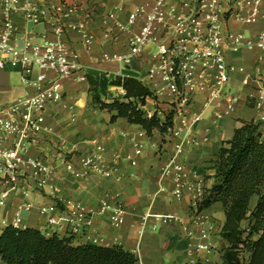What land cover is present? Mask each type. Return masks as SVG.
<instances>
[{
  "label": "crops",
  "instance_id": "0c3cea01",
  "mask_svg": "<svg viewBox=\"0 0 264 264\" xmlns=\"http://www.w3.org/2000/svg\"><path fill=\"white\" fill-rule=\"evenodd\" d=\"M67 1L75 4L78 10L66 18V25L82 24V27L81 30L66 29L61 38L80 54L82 70L73 77L59 80L63 98L45 112L44 127L51 131L45 130L40 141L28 150L30 156L42 157L54 164L57 178L53 184L59 188V193L54 195L48 188L30 197L11 194L5 204L0 206V234L5 228L1 221L6 219L11 222L16 207L23 202H30L32 208L22 212L21 228L32 227L44 231L47 217L40 212L41 207L60 204L61 199H73L96 211L103 195L116 190L126 206L124 223L113 226L107 214L95 213L91 232L104 238V242L99 245H121L136 255V264H222V255L228 243L221 236L225 222L221 202L202 208V212L210 218L207 224L209 237L205 240L187 238L178 222L164 224L155 219L157 214H171L188 222L193 211L191 194L187 192L180 200L175 198L171 194V172L162 174L178 138H168L158 130L148 135L141 125L131 123L124 117L111 121L113 112L94 103L90 91L88 75L106 74L110 78L131 76L149 87L159 100L169 102V98L158 92L162 83L146 77L147 64L152 59V46L146 47L130 65L102 60L104 52L127 50L128 39L138 31L143 23V15L137 18L128 31H118L113 27L117 22L124 23L128 13L138 7L148 5L145 10H149L151 0ZM111 12H115V18L108 17ZM15 21L20 40L25 34L36 40H40L43 35L48 39L55 38L47 25L30 24L22 16H17ZM233 27L243 31L247 39L254 40L257 33L264 29V23L241 25L234 22ZM111 30L115 31L116 36L109 33ZM228 56L232 67L228 87L238 96L235 107L229 115L219 118L215 114H223L225 101L207 108L201 118L192 124L196 142L186 148L180 157L190 176L201 180L207 192L215 181L213 164L221 144L232 138L236 128L244 122L253 121L259 125L261 139L264 140V123L260 118L264 114V49L241 47ZM82 73L86 76L85 80L77 78ZM49 79H56V76L49 74ZM34 90L32 83L22 81L19 67L7 64L0 69V106ZM109 90L113 95H123L121 87L112 86ZM257 103H261V107H257ZM142 109L147 116H151L156 111V100L148 97ZM191 110H202L200 100L191 105ZM159 116L164 118L162 113ZM135 143L144 144L140 154H135ZM152 143L156 147H152ZM60 144L64 152H84L95 144L102 145L110 168L109 175L92 174L85 178L68 175L53 156ZM128 155L132 157L127 159ZM160 187L164 189L160 191ZM193 229L198 235V228ZM59 233L63 235L64 230H59ZM199 242L209 244L210 248L196 249ZM73 243L82 244L85 241L81 237H74Z\"/></svg>",
  "mask_w": 264,
  "mask_h": 264
},
{
  "label": "built area",
  "instance_id": "2783aa9c",
  "mask_svg": "<svg viewBox=\"0 0 264 264\" xmlns=\"http://www.w3.org/2000/svg\"><path fill=\"white\" fill-rule=\"evenodd\" d=\"M151 2L149 10H145L148 5L138 7L128 13L124 23L115 24V30L128 31L143 15V23L128 39L127 50L104 52L102 60L130 65L146 47H155L146 77L162 83L158 92L169 98L174 108L173 126L164 134L168 138H178L162 174L171 172V194L180 200L187 192L190 193L193 208L188 222L171 214H157L155 219L164 224L178 222L187 238L205 240L209 237L207 224L210 218L202 212L200 203L206 189L201 180L190 176L180 157L186 148L196 142L192 124L201 118L207 108L225 101L226 109L223 114L216 113V117L233 111L238 96L228 87L232 71L228 55L241 47L264 49V29L257 33L254 40H250L243 31L234 29L233 23H264V0ZM77 10L78 7L67 0H0V69L7 64L19 67L22 81L35 86L32 93L0 106V206L11 194L30 197L48 188L54 195L59 193V188L53 184L57 178L54 164L45 158L30 156L28 150L40 141L45 130L51 131L44 127L45 112L63 98L59 80L73 77L82 70L80 54L61 38L66 29L81 30L82 24L65 23L66 18ZM17 16H22L30 24L49 26L55 38L48 39L43 35L36 40L25 34L20 40L15 21ZM108 17L115 18V12L109 13ZM111 32L116 36L114 30ZM34 72L37 73L33 77ZM49 74L56 79L50 80ZM77 78L85 80L86 76L82 73ZM197 100L202 105L199 112L191 110V105ZM256 105L261 107V103ZM260 118L264 123V114ZM151 146L156 147V144ZM62 148L61 144L57 146L53 156L68 175L74 178L109 175L110 168L102 145L95 144L84 152H64ZM143 148V143H135V154H140ZM131 157L128 155L127 159ZM163 189L160 187V191ZM59 202L40 208V212L47 217L44 230L47 236L64 230L63 235L81 237L86 243L99 245L104 238L91 232L95 213L107 214L113 226L124 223L126 206L116 190L103 195L96 211L78 200L61 199ZM31 208L32 204L28 201L19 204L12 221L3 219L2 224L21 228L22 212ZM194 227L198 228V235ZM209 248L207 243L196 244V249Z\"/></svg>",
  "mask_w": 264,
  "mask_h": 264
},
{
  "label": "trees",
  "instance_id": "16d2710c",
  "mask_svg": "<svg viewBox=\"0 0 264 264\" xmlns=\"http://www.w3.org/2000/svg\"><path fill=\"white\" fill-rule=\"evenodd\" d=\"M94 103L113 112L111 121L124 117L141 125L148 135L165 133L174 123L173 104L161 101L139 79L131 76H87ZM121 87L123 95L109 88ZM148 97L156 111L147 116L142 107ZM162 113L164 118L159 116ZM214 184L200 209L221 202L225 222L221 236L228 243L222 264H264V140L259 125L244 122L223 142L214 161ZM74 236H47L37 228L5 226L0 234V264H136V255L121 245L74 244ZM245 251L247 260H242Z\"/></svg>",
  "mask_w": 264,
  "mask_h": 264
},
{
  "label": "rangeland",
  "instance_id": "374dc122",
  "mask_svg": "<svg viewBox=\"0 0 264 264\" xmlns=\"http://www.w3.org/2000/svg\"><path fill=\"white\" fill-rule=\"evenodd\" d=\"M152 52H153V53L155 52V47H153ZM149 63H150V62H149ZM149 63L147 64V67H148ZM241 256H242V260H243L244 262H246V260H247V259H246V258H247V254H246L245 251H243V252L241 253Z\"/></svg>",
  "mask_w": 264,
  "mask_h": 264
}]
</instances>
